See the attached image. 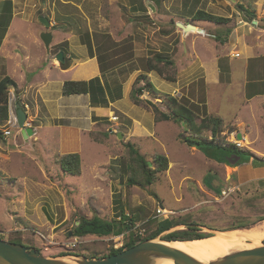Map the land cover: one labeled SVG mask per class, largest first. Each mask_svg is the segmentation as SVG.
Returning <instances> with one entry per match:
<instances>
[{
	"label": "rangeland",
	"instance_id": "1",
	"mask_svg": "<svg viewBox=\"0 0 264 264\" xmlns=\"http://www.w3.org/2000/svg\"><path fill=\"white\" fill-rule=\"evenodd\" d=\"M4 1L7 2L0 0V43L4 38L0 80L7 73L18 89L9 87L8 119L0 122V239L34 249L48 258L72 255L101 259L115 244L123 246L128 236L136 241L150 236L168 241L167 235L154 236L166 226H177L172 232L185 230L204 234L205 230L195 226L223 231L237 224L250 227L264 222V186L260 189L263 190L261 200H257V195L254 197L257 189L251 184L247 188L239 187L232 175L234 166L227 168L217 164L219 162L212 157L217 150L222 151L216 148V143L203 145L205 151L195 149L210 160L206 164L193 149L187 150L181 143V134H187L180 124H157L159 137L164 138L163 148L154 147L150 142L144 143L141 151L143 143L139 140L131 145L150 162L151 170L155 168L154 156L164 153L167 169L155 173L149 186H130L127 184L130 174L125 169L129 152L124 137L129 121L117 107L109 108L108 117L93 118L95 123L88 127L89 120L80 118L81 115L66 118L74 110L57 108L56 116L50 103H39V99L34 101L28 92H22L27 83L39 84L50 80V74H54L49 64L41 62L42 57L74 68L81 61L91 59L90 54H93L92 58L103 68L101 73L107 91L111 89L114 97L124 94L123 102L130 105L132 115L137 114L138 108L156 121L154 107L160 112L164 108L167 111L161 102L166 95L201 118L206 111L198 103L205 99L208 117L222 121L221 138L216 142L238 144L240 149L236 152L242 163L248 164L251 155L243 148L242 139L236 138L242 131L241 125L239 130H233L231 125L235 110L242 102L243 74L235 70L228 82L225 68L229 58L238 66H242L243 59L249 66L257 65L264 89V0H10V12ZM198 11L229 21L216 24L194 20ZM41 18L49 21L48 28L40 22ZM176 23L196 26L202 30L201 34L185 35ZM42 32L52 33L48 51L39 38ZM242 51L249 54L244 55ZM60 52L67 57L64 64L55 59ZM16 54L20 59L29 54L30 61L16 68V60L8 57ZM235 55L242 59L233 58ZM158 58L171 64L157 63ZM148 61L163 75L148 72ZM44 65L47 72L42 70ZM218 65L220 85L203 90L206 72L212 74L211 68L215 72ZM140 74H147V80L160 95L144 92L140 96L142 103L135 105L130 93L133 88L143 87L142 82L137 83ZM67 77L70 79L69 75ZM61 78L57 75L48 85L52 102L56 92H61ZM19 102L20 109L26 112L25 122L33 131L27 139L22 138L16 121ZM66 102L58 104L63 106ZM221 102L224 106L217 114ZM242 112L244 120L241 121L250 123L243 109ZM258 113L261 120L256 123L264 129V111ZM51 115L59 118L50 120ZM43 120L55 126L80 127L81 134L71 129L60 133ZM251 129L250 134L257 135V130ZM5 131L10 135L4 136ZM117 133L123 137L117 138ZM63 135L70 136L65 141L71 142L67 145L73 148L78 145L80 177L63 173L57 162L63 156L59 155ZM202 135L210 138L209 132ZM160 206L163 212H169L157 215L156 209ZM121 212L132 221L130 229L121 235L72 236L71 231L80 218L97 216L104 221L119 220ZM261 242L264 245V240Z\"/></svg>",
	"mask_w": 264,
	"mask_h": 264
},
{
	"label": "crops",
	"instance_id": "2",
	"mask_svg": "<svg viewBox=\"0 0 264 264\" xmlns=\"http://www.w3.org/2000/svg\"><path fill=\"white\" fill-rule=\"evenodd\" d=\"M201 31H202L201 29H199L195 26V28H193L191 30H187L186 32H183V33L185 35L189 34V32L191 34H195V33L201 34ZM3 39L1 40V43H0V52H2L1 47H3L2 46L3 45V43H2ZM242 53H244V55L249 54L248 51H242ZM14 56H16V57H14ZM14 56H8V57H13L16 60V68L21 67L22 65H25V62L27 60L30 61V55L29 54H24L22 59H20V57L17 54ZM45 56L46 55H44V57ZM8 57H7V60H9ZM63 57H64V54H63ZM64 58H67V57H64ZM233 58L242 59V57L240 58L239 56L238 57L233 56ZM230 59L231 58H229L227 68H225V72H226L227 76H229L228 82L231 81V74H235V70H237L243 74L242 84H241V89H240V94H241L240 98H242V102L238 106V108L235 110V114L232 118L231 125L233 126V130L238 129V126L241 125V128H239V129L242 130L243 132L239 131L240 134L239 133L236 134L237 135L236 138H237V140L242 139L241 144H243V148L247 149L251 155L250 162L249 163L246 162L248 164L242 163L240 165L233 167V170L234 169L235 170H234V173L232 175H234L236 182L238 183L237 185L239 187L245 186V188H247L246 186L247 185L249 186L250 184L252 185V187L254 186L255 189H257V190H255L254 197L256 198V195H257V200L258 199L261 200L262 197H260V195L263 194V192H261L263 190H260V189H262L261 186H264V129H262L261 126H258V124L256 122L259 121V119L261 120V116L258 115L259 114L258 111H261V110L264 111V89L261 88L262 78L260 77V73L258 70L259 67H257V65L256 66H249L248 64H246L247 61H245L243 59L242 66H238V65L233 64L230 61ZM40 60L43 63L49 64V69L52 70L53 71L52 73H54L55 75L50 74V76H51L50 80L46 79L44 82H40L39 84L35 83L34 85H31V83L29 82V83H27L28 85H25L22 92H28V94L30 95L29 97L33 98L34 101H37V99H39L40 100L39 103H41V102L42 103H44V102L50 103L49 105L53 106L50 108L52 109V113H54V114H56L55 111L57 108H61V109H65V110H67V109L74 110V111L70 112L68 114V116H66V118L73 117L74 115L76 117L78 115H81L80 118L84 117L85 120H89V122H87L88 127L90 125L92 126L95 123L93 121L94 120L93 118L108 117L107 115L110 112L109 108L111 106H115L123 114V116L125 118H127L129 121V126L127 127V131H125L126 133H124V137H125L127 143L131 142L130 144L134 145V144H136L137 140L142 141L143 147L140 146L141 151H143L144 143L150 144V142L154 145V147H156L155 145H158L161 148H163L162 146L164 143V138H163V136H161V138L159 137V132H157V130H156V125L157 124H164V123L171 124L173 122H171V121H157V120L155 121L153 118H151L150 115H148V113L146 111L138 109V108H136L137 114L132 115L131 109H129L130 105L123 102L124 98H125L124 94H123L124 98L122 95H121L122 97L121 96L114 97L113 93L111 92V89L108 88V91H107V89L105 87L106 83L104 82L103 75L101 73L99 64L96 62L95 59H93V58L89 59L88 58L86 61H81V64L75 66L74 68H68L67 66H63V65L58 64V63L57 64L51 63L50 61H48V59L43 58V57ZM63 62H64V60H63ZM63 62H62V64H64ZM26 67L31 68L33 66L26 65ZM233 67L236 69H233ZM42 70L47 72L48 69L46 68V65H44ZM211 73L212 74L206 72V77L204 78V82H203V85L201 87V88H203V90H204V87L206 88L208 86L220 85L219 73H221V71H220L219 65L217 66V69L215 72L211 68ZM57 75L59 77H62L60 80L61 83L59 82L61 87H62V84L68 80L69 81H89V80H92L94 78H98L99 84H100V87L102 88L103 93H102V95L101 94L99 95V93H97L96 97L97 98L100 97V98H99V100H97V103H93L91 101L89 94L62 96L61 92L59 93L57 91L56 92L57 96L55 97V101L52 102L49 99L51 97L49 96V92H48L47 88H48V85H50L55 79H57ZM68 75H69L70 79H67ZM146 76H147V74H146ZM3 77H8L13 82V86H12L13 89L18 87L17 84L9 76H7V73L5 75H3ZM121 87L123 89V86H121ZM201 88H199V90L197 91L198 93L201 92ZM8 90H9V88H8ZM145 93H147V92H145ZM59 95H61V96H59ZM103 96H104L106 102L101 104L100 99ZM9 100H10V98L7 96L8 114H9V107H10ZM63 101H67L65 105L61 106V104H58V103H61ZM126 101H128V103H130L133 107L135 106L130 102V100H126ZM190 102L195 104L194 100H190ZM18 104L21 105L20 102ZM53 104H55V105H53ZM198 105L205 108L206 114L204 116H208V113H207L208 112V108H207L208 104H207L206 100L203 99V102L198 103ZM223 106H224V102H221L220 103V109L214 108V110L217 109V114L219 113V111L221 110V108ZM123 107L127 108V109H123ZM53 108H54V111H53ZM242 109L245 111L244 115L247 118L246 121L250 120V123H246V122L241 121V120H244L241 117V115L243 114ZM81 111L84 113L82 114ZM16 112H17V110H16ZM57 112H58V109H57ZM162 112H166L165 108H164V111L162 110ZM24 113H26V112H24ZM25 116H26V114H25ZM56 116H58V114H56ZM56 116L53 117V115H51L49 118H50V120H51V118L52 119L53 118L58 119L59 117L57 118ZM26 118H27V116H26ZM60 119H62V118H60ZM43 121L46 124H48V126L52 125V127H55V128H57V130H60V133H63L64 129H71V130H74L77 133L81 134V130L79 129L80 127H73V125H69V126H66V125L65 126H63V125L57 126L56 125L55 126L54 124H50L49 120H43ZM173 124H175V123H173ZM37 127L40 128V125ZM251 128H253V130L254 129L257 130L256 131L257 135L254 133L250 134L251 130H252ZM119 134H121V133H119ZM85 135H87V132H85ZM69 137L70 136H67L65 138V135L60 136L61 140H60L59 150H61V152H59V155L78 154L79 153L78 145L76 148H73V145H70V146L67 145V144H70L71 142H65L66 139H68ZM122 137H123V135H122ZM261 137H262V139H260ZM76 141H77V138H76L75 142ZM92 142H94V141H92ZM249 142H251V143H249ZM66 146L71 147V149H65ZM190 148L191 147H188L187 150H189ZM191 149H193L195 151V154L200 155V157H201L200 159H202L201 161H204V163L207 164V162L210 161V160H207V158L204 155L199 154L195 150V148H191ZM137 151H138V149H137ZM138 153H139V151H138ZM141 156H143V155H141ZM165 156L167 157V155H165ZM213 162H215V161H213ZM254 163H256V164H254ZM217 164H221L227 168L228 167L232 168V167H230V164L229 165H226L223 163H217ZM81 175H82V170L80 167V175L76 176V177H80ZM258 191H259V194L257 193ZM159 208L162 209L161 206ZM168 212L169 211H166L164 213L167 214ZM259 224H261V223H259ZM256 225H258V224H256ZM253 226H255V225H253ZM243 229H247V228H241V229H235V230H243Z\"/></svg>",
	"mask_w": 264,
	"mask_h": 264
},
{
	"label": "trees",
	"instance_id": "3",
	"mask_svg": "<svg viewBox=\"0 0 264 264\" xmlns=\"http://www.w3.org/2000/svg\"><path fill=\"white\" fill-rule=\"evenodd\" d=\"M4 6L10 12L11 10V2L10 0H6ZM194 20H201L206 22H213L216 24H226L229 20L214 16L205 12L198 11L194 15ZM90 57H93V54H90ZM157 63H167L171 64L170 61H165L161 58L155 60ZM148 61L147 71L157 72L159 75H163L161 70L156 65H151ZM101 72L103 68H100ZM147 72V73H148ZM166 80H169L164 76ZM172 81V80H171ZM142 82L143 87L133 88L130 93V98L135 105H139L142 103L140 96L144 93H150L155 96H159L160 92L152 85L150 81L147 80L146 74H140L137 78V83ZM10 86H13V82L8 77H3L0 80V122L6 121L8 119V107H7V90ZM99 95L103 93L102 88L99 84V79L94 78L89 81H65L61 87L62 96H70V95H86L89 94L91 101L93 103H97L99 98L96 97V94ZM104 96L101 97L100 103H105ZM162 104L166 107V112L157 111L154 107V112L156 115L157 121H171L175 124H180L183 128L184 133L187 135L181 134L180 139L183 144L187 147L200 149L205 151L202 147L203 145H209L216 143V148H222V151L217 150L216 153L213 154V158L219 163H223L226 165L237 166L242 163V158L239 157V153L236 150L240 149L234 144H230L228 142L222 141V143H217L219 138H221L220 134L222 132V121L219 118H212L208 116L198 117L195 115L193 111H191L186 106L180 104L173 97H169L163 95ZM203 132H209L210 138H207L202 135ZM126 148L129 152V162L125 165V169L130 176L127 179V184L130 186H139L146 187L151 185L153 181V175L157 172H162L167 169V159L162 155H155L153 158V163L155 165L154 169H149L147 161L141 156L138 151L129 143L126 144ZM207 151H210L206 149ZM238 158H240L238 160ZM58 164L63 173L68 174L70 176H79L80 175V157L78 154H66L58 158ZM128 222V223H127ZM132 224L131 219L128 218L123 212L119 215V220H111L104 221L98 218L97 216H93L90 219L80 218L77 220V224L73 227L71 233L74 237H84V236H96V237H107V236H117L125 233L130 229ZM171 226H166V228H162L159 232H157L154 236L159 233L169 229ZM245 227L244 224H237L232 229L223 230L230 231L241 228H251ZM209 234H202L197 232L189 233V231H177L172 232L166 236V240L168 241H189L193 239H200L204 237H208ZM153 236L147 237L145 239H141L136 241L132 239V237L128 236L125 244L121 248L113 249L108 252L107 256L115 255L122 252L125 249L131 248L134 245L145 241L147 239L152 238ZM28 248V247H27ZM102 257V258H104ZM93 258V257H92Z\"/></svg>",
	"mask_w": 264,
	"mask_h": 264
},
{
	"label": "water",
	"instance_id": "4",
	"mask_svg": "<svg viewBox=\"0 0 264 264\" xmlns=\"http://www.w3.org/2000/svg\"><path fill=\"white\" fill-rule=\"evenodd\" d=\"M151 8L152 11H154V8ZM40 22L45 28L50 26V23L47 19L41 18ZM176 26L183 32L195 28L193 25H183L182 23H176ZM39 38L43 43L44 48L48 51L50 43L53 39L52 33L42 32ZM55 59L62 63L64 60L63 54L61 52L58 53L55 56ZM16 110V121L21 131L22 138L27 139L28 136H32L33 131L29 128H24L26 116L25 113L20 109V104L16 105ZM117 138L121 139L122 135L118 133ZM239 159L240 158H238V160ZM147 163L148 166L151 165L150 162ZM176 227L177 226L171 227L159 233L158 236L168 235L172 233V229ZM195 227L205 230L206 234H210L212 231H214L202 226ZM69 234L71 235V233ZM157 238L152 237L134 245L131 248L125 249L118 254L107 256L101 259H88L86 257L72 255L48 258L42 256L40 252L34 249H28L21 244L0 239V264H157V261L159 260H168L173 264H264L263 244L256 248L232 252L222 258L203 263L185 254L184 252L167 247L161 243L170 241L157 240ZM200 239H193L190 241Z\"/></svg>",
	"mask_w": 264,
	"mask_h": 264
},
{
	"label": "bare ground",
	"instance_id": "5",
	"mask_svg": "<svg viewBox=\"0 0 264 264\" xmlns=\"http://www.w3.org/2000/svg\"><path fill=\"white\" fill-rule=\"evenodd\" d=\"M264 240V223L249 229L212 231L209 236L194 241L161 242L165 246L177 249L185 254L207 263L228 254L261 246ZM64 260V259H63ZM67 260V259H65ZM157 264H173L168 260H159Z\"/></svg>",
	"mask_w": 264,
	"mask_h": 264
},
{
	"label": "built area",
	"instance_id": "6",
	"mask_svg": "<svg viewBox=\"0 0 264 264\" xmlns=\"http://www.w3.org/2000/svg\"><path fill=\"white\" fill-rule=\"evenodd\" d=\"M234 57H238L237 55H235ZM30 127V125L29 124H27L26 122H24V128H29ZM30 129V128H29ZM3 135L4 136H8V135H10V132L9 131H5V132H3ZM237 145V147L239 146L238 144H236ZM235 145V146H236ZM156 214L157 215H164L165 213L163 212V210L162 209H156ZM122 247V243H120V244H118V245H114L112 248L113 249H118V248H121Z\"/></svg>",
	"mask_w": 264,
	"mask_h": 264
}]
</instances>
